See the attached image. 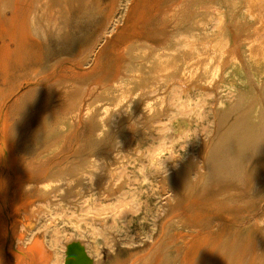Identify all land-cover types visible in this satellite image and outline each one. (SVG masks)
<instances>
[{
    "label": "rangeland",
    "instance_id": "obj_1",
    "mask_svg": "<svg viewBox=\"0 0 264 264\" xmlns=\"http://www.w3.org/2000/svg\"><path fill=\"white\" fill-rule=\"evenodd\" d=\"M57 1L49 2L59 4L69 15L68 31L64 38L51 37L50 41L26 31L24 38L36 60L31 66L43 64L47 55L51 63L45 70L51 75H42L44 91H39L37 80L24 82L7 105L22 103L12 111L16 118L27 115L31 130L40 134L47 124L69 115L76 120L75 113L84 102L92 105V91L100 93L98 88L104 83L119 84L134 60L145 62L155 49H164L170 58L166 65L151 64L146 72L133 75V80L138 78V86L151 94L165 96L169 108L151 127L142 123L146 133L132 135L131 149L123 156L120 146L125 141L119 138L115 172L104 171L97 184L86 182L70 195L71 200L52 192L51 199L42 203L44 209L31 211L26 194L17 191L21 176L0 166V264H63L66 244L74 239L86 244L90 256L100 257L99 264H130L154 252L157 261L169 252L168 264H264V142L233 167L231 147L241 138L235 137L246 125L241 120L248 107L214 115L220 95L234 104L237 91L213 89L202 73L213 54H218L223 67L236 66L248 75L250 66L262 67L258 73L264 76V0ZM15 2L25 20L26 0ZM6 13L10 18L11 10ZM18 26L14 24L12 31ZM9 33L4 21L0 26V86L3 66L12 60L9 51L15 48ZM90 47L92 53L82 60L59 61L61 56ZM28 56L23 54L21 60L27 62ZM255 87L260 95L261 88ZM97 99L106 102L100 94ZM88 105L84 106L87 110ZM124 116H128L125 108L113 114L116 128ZM209 142L216 147V179L220 180L190 200L186 193L169 200L172 189L162 190L161 183L174 174L184 181L196 178L197 167L202 166L199 151ZM191 161L197 164L189 176L179 172ZM165 222L166 232L161 233ZM34 245L39 247L36 260L20 254L19 250Z\"/></svg>",
    "mask_w": 264,
    "mask_h": 264
},
{
    "label": "bare ground",
    "instance_id": "obj_2",
    "mask_svg": "<svg viewBox=\"0 0 264 264\" xmlns=\"http://www.w3.org/2000/svg\"><path fill=\"white\" fill-rule=\"evenodd\" d=\"M49 1L50 0H26V7L28 11L26 12L27 18L24 20L19 14L18 9H20V7H18L15 0H0V26L4 25V21L6 22L10 31L9 34L12 36L11 39L15 42V48L9 51L10 58L12 57V60H10L6 66H3L4 83L0 86V166L12 172L16 176H21L20 178L22 180L20 179L21 181L17 182V191L23 195L26 194V205L28 209H32L31 211H33V207H35V210L39 208L44 209L42 203L51 199L52 192H60L63 199L71 200L70 195L78 193L79 189L83 187L86 182L97 184L102 178V174H105V172H115L114 169L117 163L116 158H118V155L116 154L117 147L115 142L119 138L124 139L125 143L122 144L120 148L122 149L121 156L125 155V153L131 149L129 141L131 140L132 135L140 134L141 132L146 133L142 123H146L145 128L151 127L153 120L158 116L164 115L166 109L169 108H167L165 96H161L160 93L159 95L151 94L146 87L138 86L140 85V80L138 78L133 80V75L136 73L138 74L143 70L146 72L151 64H154L155 66L160 64L163 66L166 65L170 58H167V54H165L164 49H162V51L155 49L150 53L149 58L144 57L145 62H140L139 59L134 60L126 69L128 73L119 84L109 86L104 83L98 88L101 90L100 93L99 91L94 90L95 93L93 91L90 93L91 97L90 95H87L90 99L94 98L92 102L90 100L92 105H88L84 102V104L80 107L81 110H77V113H75L76 111L74 112L76 120L74 116L71 117V115L68 114L69 117H64L61 120L59 119V121H55L54 124H47L45 127L49 130L46 131L45 129L43 133L40 134L37 133V131L31 130V123L28 120V117H26L27 115L23 117L17 116L16 118L12 111L15 106L21 105L22 103L15 102L10 104L9 107L7 105L21 89L24 82L37 80L41 85V89H39V91H44L46 90V86H44L45 81L42 80H44L45 77L49 78L51 75H48L45 70V68L51 63H49V57L48 59L46 58L47 55L45 56L46 59L44 58L43 60V64L40 63L39 65V63H35L36 65L34 67L31 66V63L36 60H34L35 58L30 48V42L28 43L24 38L26 31L29 29L30 33L43 41H50L51 37L62 39L66 36L68 31L67 29L70 22L69 15L64 12L63 7H60L59 4H52ZM6 10H11L12 15L9 16L10 18L6 17L8 16ZM16 23H18L19 26L16 30L12 31L11 28H13ZM91 53V47L85 49L82 48L66 54L63 57L61 56L59 61L69 60V62H73L82 60ZM244 53L247 55L246 51ZM23 54L29 55L27 62H23L24 60H21ZM213 55L214 58L209 61V65L202 72L204 74L205 81L209 83L213 89L214 87L218 90L221 88L235 89L238 97L235 103L231 104L224 97V95L221 94L215 103L214 115L217 116L219 113L221 114V112L231 113L238 111L241 108L245 109L244 107H248L246 112L243 114V120H241L245 122L246 125L242 129L241 135L235 137L241 138L237 141L236 146L231 147V152L234 153L231 159L234 167L238 159H242L244 154H249V152L251 153L264 142V76L258 73V68L262 67L256 68L250 66V70H248L250 75H248V73H246L247 70L236 66L225 64V67H223L220 56L218 54ZM54 67L55 66H53V68ZM63 67H65V65ZM73 73H75L76 76L80 75L78 74L79 72L76 71H73ZM42 75L46 76L44 77ZM255 85H258L261 88L260 95H257ZM147 88L150 87L148 86ZM36 89L33 90L34 94L36 93ZM99 94L102 95L106 102H101L97 99ZM130 95L134 96L130 98ZM29 96L28 99L30 98ZM26 97L27 96H25V100ZM94 104L95 106H93ZM85 105H88V110L87 108L85 109ZM124 108L125 114L128 116L122 117L117 125L118 128H116L112 122L113 114L117 110ZM83 110H85V112H82ZM241 127H243V125H241ZM239 129L241 128L239 127ZM231 137L232 136H230V139H232ZM28 139H31L32 141L29 142ZM227 147L228 144L222 148L226 149ZM219 149L220 148L217 150ZM199 152L202 166L197 167L198 175L196 178L191 179V177H189L186 181H184L179 175L172 174L173 176L169 179V181L166 180L161 183L162 190H166V188H170V190L172 189L173 195L168 198L169 200L172 201L178 196L182 197L180 194L183 193H186V196H188L190 200L196 193L201 195L200 193L206 190L211 182L220 180L216 179L219 175V166L216 163V147L209 142ZM227 156L228 155H226V157ZM228 158L230 157H227V159ZM243 159H245V157ZM196 164L197 162L194 163L191 161L188 163L187 168H182L179 172L182 173L186 171L189 176L191 174L190 171L192 167ZM238 164L240 165V163ZM233 167H231V169ZM240 167L243 166L241 165ZM242 169H244V167ZM222 174H220L221 178ZM227 176L224 177V179L229 177ZM11 177L12 176H10V178ZM229 179L230 178L227 180ZM233 180L230 179L231 182ZM227 183L229 184L230 182L228 181ZM102 184L104 185V183ZM23 195H21V197H23ZM196 197L194 196V198ZM20 199L22 200V198ZM182 207L183 206L180 208L183 210L184 207ZM166 227L167 223L165 222L163 223L161 233L163 231L166 232ZM41 247L42 246H40V248ZM37 248L39 249V247L34 245L32 247L30 246L29 249L19 250V252L21 255L26 256L25 258L28 256L29 259L32 260L34 258L35 251L38 252ZM152 254L154 255L155 252ZM152 254L145 260L139 258L136 261L130 262V264L169 263V252H165L164 256H161L162 260L160 261H157L155 258L156 256H153ZM34 260L36 259L34 258ZM99 263L100 257L94 258L90 256L87 251L86 244L81 239H74L66 244L65 259L63 264Z\"/></svg>",
    "mask_w": 264,
    "mask_h": 264
}]
</instances>
